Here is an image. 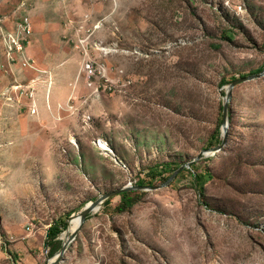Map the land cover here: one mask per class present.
Returning <instances> with one entry per match:
<instances>
[{
	"label": "rangeland",
	"instance_id": "rangeland-1",
	"mask_svg": "<svg viewBox=\"0 0 264 264\" xmlns=\"http://www.w3.org/2000/svg\"><path fill=\"white\" fill-rule=\"evenodd\" d=\"M24 19L35 71L3 45ZM263 71L264 0H0V264H46L52 225L63 243L89 202L201 152V182L188 168L123 213L114 197L60 264H264V78L235 88L211 153L221 82ZM99 139L120 163L93 179L69 155Z\"/></svg>",
	"mask_w": 264,
	"mask_h": 264
},
{
	"label": "water",
	"instance_id": "water-1",
	"mask_svg": "<svg viewBox=\"0 0 264 264\" xmlns=\"http://www.w3.org/2000/svg\"><path fill=\"white\" fill-rule=\"evenodd\" d=\"M262 78H264V71L262 73H260V74H256V75H252V76H249V77L237 79V80L231 82L228 85L225 101H224V104H223V125H222V131H223L224 139L216 148H214L211 151L212 154L215 153L216 150L221 151L223 149V147H225V145L227 143L228 136H229V127H230L229 106H230L231 99L233 97V91L235 90V88H237L238 86H240L242 84L253 82V81H256V80H260ZM202 157H203V152H201L192 161H189V162L181 165L161 185H150V186H146V185H136V186H134V185H126V186H123L122 188H119V189H117L115 191H111V192L105 193L104 195H101L98 199H96L95 201H91L88 204H86L85 207L78 214V217L80 219L78 227L70 234H69L70 227L69 226L67 227V230H66L67 241L65 242L63 240V244H62V247H61L60 251L55 255L53 260L48 259L46 264H60L61 263V261L63 260V257L67 253L68 248L76 240V238H77L78 234L80 233V231H81L84 223L86 222L88 216L92 212H94V211L98 210L99 208H101V206H103L106 202H108L109 200L113 199L114 197H117V196L121 195L123 192H126V191H148V190H157V189L165 188V187L169 186L183 170H185L187 168H191V166L195 162L200 160ZM73 218H74V216H71L69 218V223L71 222V220Z\"/></svg>",
	"mask_w": 264,
	"mask_h": 264
},
{
	"label": "built area",
	"instance_id": "built-area-1",
	"mask_svg": "<svg viewBox=\"0 0 264 264\" xmlns=\"http://www.w3.org/2000/svg\"><path fill=\"white\" fill-rule=\"evenodd\" d=\"M31 34V27L28 22V19H24V22L20 26H16V29L11 34L7 35L3 39V45L5 46V51L7 53L8 58L11 61L17 60L20 62L21 66L23 68H28L31 70H38L36 65H32L30 61V57H27V51H26V45H28V40ZM85 71H87L88 78L96 77L97 71L94 70L91 64H86ZM48 83L52 85V75H48ZM19 88V87H17ZM19 90V89H18ZM17 92V91H16ZM24 91H21L20 94L22 95ZM97 92H95L96 94ZM17 95V93H16ZM33 96V93H32ZM32 114H38V109H36L35 105L33 104L31 107ZM94 144L98 147L100 152L102 154H105L107 156L112 157L114 162L120 163L117 159V156L112 149V147L109 145V143L106 140H96ZM82 166V165H80Z\"/></svg>",
	"mask_w": 264,
	"mask_h": 264
},
{
	"label": "trees",
	"instance_id": "trees-1",
	"mask_svg": "<svg viewBox=\"0 0 264 264\" xmlns=\"http://www.w3.org/2000/svg\"><path fill=\"white\" fill-rule=\"evenodd\" d=\"M233 81H235V78H233L230 81L223 80L221 82V86L229 85ZM216 143L220 144L221 140H217ZM178 168H179L178 165H175V166L171 165V167L166 169V170H169V171L166 172V170H164L163 172H166L168 174H172ZM191 168L193 169V171H195V173H193L194 180L196 182H201L202 179L205 176V173L204 172H198V169L196 168L195 165H192ZM151 171H152V175L150 177L151 181L148 182L149 185H146V186H150L151 184H153L152 180H154V179H156L158 177V175H157L158 171L156 169L155 170L153 169ZM206 174H207V172H206ZM169 176L170 175H168V177ZM168 177H166V176L162 177V180H167ZM141 184L144 185L145 183L141 182ZM140 194H141L140 191H126V192H123L121 195H119V196H121V201L116 207L117 211L123 213V212H126V211L130 210L140 200ZM110 202H111V200L108 201L107 204H110ZM66 226H67L66 221L64 219H61L60 222L58 221V223H55L54 225H52L50 227V229L48 231V235H47V240H46L47 246H48V248L50 250L49 251V256L50 257L55 256L60 251L63 243L58 238L62 234V232L66 228Z\"/></svg>",
	"mask_w": 264,
	"mask_h": 264
},
{
	"label": "crops",
	"instance_id": "crops-1",
	"mask_svg": "<svg viewBox=\"0 0 264 264\" xmlns=\"http://www.w3.org/2000/svg\"><path fill=\"white\" fill-rule=\"evenodd\" d=\"M88 148H89V151H88ZM86 150H87L86 151L87 153H82L81 148H79V150L74 149L73 151H71L70 155H69L70 162L74 166H79V165L84 166V171L89 173V174H92V175L94 174V176L92 178L97 179L95 175L102 173L101 172V169H102L101 166L102 165L100 162H97L96 159H101L102 161H107L108 156L102 154L101 152L97 151L96 149H92L91 146L87 147ZM90 151H91V153H90ZM92 153H93V155H90ZM109 173L110 172H105L104 176L107 177V175Z\"/></svg>",
	"mask_w": 264,
	"mask_h": 264
},
{
	"label": "bare ground",
	"instance_id": "bare-ground-1",
	"mask_svg": "<svg viewBox=\"0 0 264 264\" xmlns=\"http://www.w3.org/2000/svg\"><path fill=\"white\" fill-rule=\"evenodd\" d=\"M53 78V77H52ZM110 145V144H109ZM216 151H219V150H216ZM79 217L78 216H75L73 219H72V224H71V227H70V233H72L79 225ZM64 241L66 242L67 241V233L65 234V239Z\"/></svg>",
	"mask_w": 264,
	"mask_h": 264
}]
</instances>
